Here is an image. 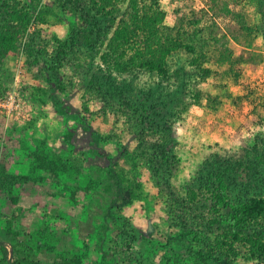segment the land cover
I'll use <instances>...</instances> for the list:
<instances>
[{
    "label": "rangeland",
    "instance_id": "1",
    "mask_svg": "<svg viewBox=\"0 0 264 264\" xmlns=\"http://www.w3.org/2000/svg\"><path fill=\"white\" fill-rule=\"evenodd\" d=\"M32 1L45 22L34 23L31 30L41 28L52 39L27 59L25 37L19 53L6 59L0 73L6 88L0 101L14 94L18 103L10 111L0 106L2 180L19 199L8 210L0 197V243L7 247V258L12 260L17 251L22 264H57L64 257L79 264H264V259L244 254L231 261L211 255L188 224L170 218L166 190L154 186L147 165L132 168L135 179L140 173L141 184L138 194H131L115 172L122 155L139 143L135 125L128 128L119 118L112 129L116 136H111L109 124L97 114L106 105L101 94L126 100L132 85L158 86L152 96H133V103L139 117L150 114L153 122L169 128L165 141L174 158L167 159L175 168L172 175L163 172L161 177L177 190L222 179L233 201L264 195V0L237 4L257 36L249 48L231 41L234 54L249 49L258 51V59L238 63L237 76L219 82L225 83L223 90L214 78L191 77L198 68L192 62L195 55L186 51L169 55L166 80L143 71L132 76L108 72L100 57L103 48L87 45L76 31L85 18L79 16L83 13L75 0ZM161 1L163 23L170 26L178 15H190L206 0ZM216 20L224 30L227 19ZM92 25L88 19L85 29ZM55 37L69 44L57 69L49 57ZM188 78L190 88L223 91L218 107L188 105L182 94L169 95V87L179 88ZM29 153L42 155L44 168ZM211 160L216 163L202 177ZM10 176L14 179L7 180ZM2 257L0 249V264H7Z\"/></svg>",
    "mask_w": 264,
    "mask_h": 264
},
{
    "label": "trees",
    "instance_id": "2",
    "mask_svg": "<svg viewBox=\"0 0 264 264\" xmlns=\"http://www.w3.org/2000/svg\"><path fill=\"white\" fill-rule=\"evenodd\" d=\"M62 1L66 4L74 2ZM75 3L83 13L79 16L85 18V22L76 31L87 45L103 48L100 57L108 72L132 76L143 71L166 80L169 78L171 66L167 61L169 55L186 51L195 55L192 62L198 68L191 77L194 79L198 76L204 80L214 78L218 83L216 86L219 85L220 90H223L225 83L219 82L225 77H236L238 63L258 59V51L249 49L235 55L230 43L234 41L249 48L257 36L256 28L248 22L245 13L237 9L239 0H206L203 7L192 11L190 15H178L170 26L163 23L166 10L161 0H75ZM216 17L227 19L224 30L220 28ZM88 19L93 21V25L86 30ZM39 22H45L44 15L41 10L35 11V3L32 0H0V73L6 59L19 53L25 37L28 36L27 42L24 43L27 59L33 55L32 50L36 47L47 48L52 39L49 38L48 32L38 27L31 30L32 25H38ZM55 39L57 40V37ZM67 46L69 44L66 40L55 42V48L49 54L55 69L61 66L59 62L62 61ZM190 81L188 78L179 88L169 87V95L170 92L173 95L176 92L182 94L187 98L188 105L205 103L213 109L218 107L223 91L190 88ZM135 85L128 91L129 98L126 100H120V97L111 99L106 93L101 94V97L106 99V105L99 107L97 111L109 124L110 130L115 128L119 118L123 117L126 124L128 122V128L135 125L134 130L137 131L139 143L132 151H126L122 155L124 161L116 167L115 175L120 182L131 194H138L140 173L138 170L139 174L135 179V174H131V171L133 167L136 169L137 164L147 165L154 186L159 191L166 190L165 202L170 218L179 224H188L193 232L202 237L204 248L211 255L227 257L229 261L241 254L264 259V195H252L247 199L233 201L226 192L228 187L223 186L224 182L221 183L222 179L211 185L192 183L182 187V190L170 186L166 176L161 177L163 172L167 173V176L172 175L175 168L169 163V159L174 158V153L166 146L165 141L170 136L169 128L153 122L150 114L139 117L137 106L133 103V96L147 98L152 96V90L158 89V86ZM5 91L0 74V93ZM186 107L187 105L183 106ZM83 108L88 111L89 105L83 103ZM138 118L145 122L141 125ZM169 119L171 117L166 120ZM144 125L146 127H142ZM163 129L166 131L163 132ZM110 133L111 136H116L113 130ZM141 140L143 141L140 144ZM29 157L34 158L44 168L42 155L29 153ZM215 160L209 161L203 167L202 177L211 172ZM1 171L2 169L0 197L5 200L6 209L10 210L19 199L18 195L11 191L10 185L2 180ZM10 178L13 176L7 180ZM0 249L7 264H22L24 258L17 251L14 252L13 259L9 260L4 243H0ZM57 264H79V261L73 257H64Z\"/></svg>",
    "mask_w": 264,
    "mask_h": 264
},
{
    "label": "built area",
    "instance_id": "3",
    "mask_svg": "<svg viewBox=\"0 0 264 264\" xmlns=\"http://www.w3.org/2000/svg\"><path fill=\"white\" fill-rule=\"evenodd\" d=\"M13 95L14 94H10L3 101H0V106H2L3 109L8 108V111H10L11 109L16 108L18 106V103H14L15 97Z\"/></svg>",
    "mask_w": 264,
    "mask_h": 264
}]
</instances>
